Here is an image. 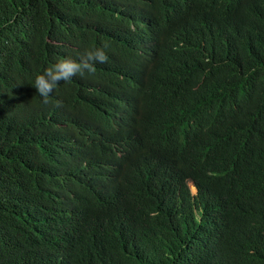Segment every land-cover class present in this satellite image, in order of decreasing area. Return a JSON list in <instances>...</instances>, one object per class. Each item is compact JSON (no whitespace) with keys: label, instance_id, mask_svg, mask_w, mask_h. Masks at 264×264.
Instances as JSON below:
<instances>
[{"label":"trees","instance_id":"obj_1","mask_svg":"<svg viewBox=\"0 0 264 264\" xmlns=\"http://www.w3.org/2000/svg\"><path fill=\"white\" fill-rule=\"evenodd\" d=\"M117 1L99 8H111ZM138 1L141 4L136 6L128 0L117 10L153 42L142 55L145 61L170 58L185 70L177 75V95L183 97L191 90L187 86L191 68L200 59L196 73L207 65L227 77L237 72L247 88H253V100L264 105V0H184L172 12L157 10L153 0ZM94 12L80 3L60 11L57 0H0V35L14 32L37 45L47 35L50 57L74 47L81 52L104 37L90 35L85 28V17ZM107 14L116 28L125 20L115 10ZM15 64L10 53L0 56V67L5 69L0 82L27 83L22 108L0 114V130L11 138H36L27 106L35 97L32 83L42 57L35 54L30 65L25 63L24 73ZM176 107L171 104L167 109ZM247 113L252 115L248 108ZM241 133H249L245 125L228 123L214 137L225 139L230 152L247 154L254 168H260L264 152L252 151L232 137ZM209 156L208 145L197 142L193 172L206 186ZM181 157L177 153L169 166ZM223 171L232 191L212 214L200 218L169 203L158 186L121 174L105 178L104 183H68L71 192L65 198L48 193L43 200L34 190H14L0 197L11 200L8 207L0 206V264H175L184 256L190 258L191 245L199 246L198 264H264V167L255 174L226 164ZM177 182L185 188L180 175ZM95 198L103 199L95 202L100 210L114 215L112 235L105 234L101 219L83 206ZM163 205L171 207L162 209ZM149 209L154 221L135 219L139 211Z\"/></svg>","mask_w":264,"mask_h":264},{"label":"clouds","instance_id":"obj_2","mask_svg":"<svg viewBox=\"0 0 264 264\" xmlns=\"http://www.w3.org/2000/svg\"><path fill=\"white\" fill-rule=\"evenodd\" d=\"M109 1L57 0L60 11L72 3L95 9L85 17L84 25L90 35L104 37L81 52L74 47L50 57L47 35L39 40L41 46L14 32L0 35V56L10 53L18 72L24 73L25 63L30 65L35 54L42 57L32 83L35 97L27 106L36 138H11L0 130V197L14 190H34L43 200L48 193L65 198L71 192L68 183H104L105 178L121 174L158 186L169 203L197 218L212 214L232 191L231 180L223 171L226 164H237L240 171L255 174L264 167L255 169L247 154L230 152L226 140H216L214 135L228 123L245 125L248 134L232 137L252 151L264 152V105L253 100V88H247L237 72L227 77L207 65L201 74L196 73L200 59L191 68L187 85L191 90L183 97L177 95V75L185 70L170 58L145 61L142 55L153 42L117 10L128 0L99 8ZM153 1L157 10L167 12L184 4V0ZM109 10L125 16L120 27L113 26ZM3 73L5 69L0 67V75ZM26 86L0 82V114L22 108ZM171 104L177 107L168 111ZM10 119L13 122L14 116ZM197 142L210 150L205 171L208 186L193 172ZM179 152L181 159L169 166ZM178 175L184 179V189L177 182ZM99 200L103 199L87 200L83 206L101 219L105 234L112 235L114 215L100 210L95 205ZM10 204L9 198L0 201L3 208ZM152 214V209L141 210L135 219L154 221ZM191 248L190 258L184 256L175 264H198L195 250L199 246Z\"/></svg>","mask_w":264,"mask_h":264}]
</instances>
